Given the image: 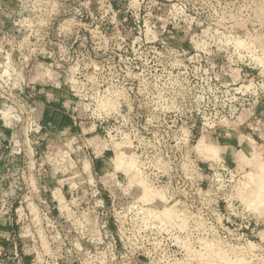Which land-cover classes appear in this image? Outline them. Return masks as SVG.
Masks as SVG:
<instances>
[{
  "label": "rangeland",
  "instance_id": "374dc122",
  "mask_svg": "<svg viewBox=\"0 0 264 264\" xmlns=\"http://www.w3.org/2000/svg\"><path fill=\"white\" fill-rule=\"evenodd\" d=\"M254 149L264 0H0V264H209L214 244L264 264ZM166 202L185 223L153 219Z\"/></svg>",
  "mask_w": 264,
  "mask_h": 264
},
{
  "label": "bare ground",
  "instance_id": "6f19581e",
  "mask_svg": "<svg viewBox=\"0 0 264 264\" xmlns=\"http://www.w3.org/2000/svg\"><path fill=\"white\" fill-rule=\"evenodd\" d=\"M198 141H199V144H198L199 149L202 148V149L206 150L207 152H209L211 154V156L213 158L214 157L217 158L219 156V153H221L220 152V148L218 146H216L215 144H212L211 142L207 141L205 136H202ZM118 146L121 147V150H122L121 154L122 155L121 156L119 155V157L115 156V158H114V170L115 171H125V172H128V173L132 172V171H135L137 163L135 162L136 160L133 157H130V154H129L130 151L126 148V146H124V145H122L120 143H118ZM256 151L254 149L252 151H248V153H241V154H244L245 156L247 155V157L249 158V159L247 158V160H248L247 163H248V165H251L252 167H254V169L251 170V171L246 172L248 180H246V182H244V184L240 187V195L246 201L248 206H252L253 208H256V209H264V162H262L260 160V157H259L260 153L258 151H257L258 153H256V155L254 154ZM206 159H207V157H206ZM74 171H75L74 174H78L79 173L78 169H75ZM136 182L138 184V188L135 191L136 197L141 199V200H143V201H145V202H147L149 205H153L154 206V204L157 203V202L159 204V203L165 202L167 200L166 194H164V192L155 191L154 188H152L147 183L145 178H140V179L137 178ZM249 188H251V189L248 190ZM157 207H158V205H157ZM148 210H150L149 212H150V215L153 217V219L156 218V219H158V221L159 220L162 221V223L164 221H171V222H174V223H175V221H176V223L178 221H183V219H181V217H180V216H182V214L181 215L178 214L179 210L177 211V209H175L173 206L168 205L167 202L165 203V205L163 207L159 206V209H154V208L150 207ZM176 223H175V225H176ZM183 223H185V222L183 221ZM204 240L205 239H203V241ZM206 241H208V240H206ZM211 241H213V240H210L209 242H211ZM205 242H204V245L207 243V242L206 243ZM257 246L258 245L255 242L249 241V246H248L249 249L254 250V248L257 247ZM208 247H210V248L207 249L205 253H200L199 254V260L202 261V262H207L209 264H223V263L224 264L225 263H227V264H249L250 263V262L247 261L248 259L247 260H246V258L244 259L243 257H241V255L240 256H235L236 257V259H234L235 261L232 260L230 258V256L228 254H226V252H224L223 247L221 248V246L218 245V244L217 245H215V244L214 245H210ZM238 248L240 249L242 247L239 246ZM203 249H204V247H203ZM243 250H244V248H243ZM243 250H242V252H243ZM247 252L249 253L250 251L248 250ZM250 259H251V257H250ZM193 263H194V261H193Z\"/></svg>",
  "mask_w": 264,
  "mask_h": 264
}]
</instances>
